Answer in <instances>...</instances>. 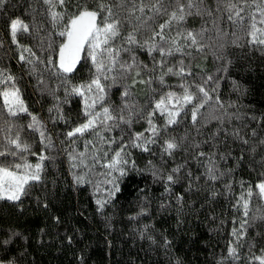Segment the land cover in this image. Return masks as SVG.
Segmentation results:
<instances>
[{"label":"trees","instance_id":"obj_1","mask_svg":"<svg viewBox=\"0 0 264 264\" xmlns=\"http://www.w3.org/2000/svg\"><path fill=\"white\" fill-rule=\"evenodd\" d=\"M95 3L69 0L65 9L57 11L66 10V23L78 5L92 8ZM217 6L218 0H204L202 7L212 15H192L179 26L194 33L206 29L202 43L208 46L204 51L185 48L168 58L166 67L178 71L183 61L192 75L168 74L160 84L161 70L149 71L155 66L153 56L159 59L158 54L136 48L133 54L147 65L140 69V76L118 70L112 73L115 83L102 81L106 85L103 106L116 116L120 114L116 110H122L125 118L131 119V124L109 121L111 131L100 130L103 137L117 141L109 150V145L91 132L73 138L75 144L66 136L85 120L82 98L66 95V89L92 78L91 61L82 59L76 72L68 76L69 83L62 84L60 77L47 70L50 58L53 64L58 63L59 45L64 41L58 35L62 25L53 24L43 0H4L0 5V69L16 78L28 111L43 123L53 146L46 148L47 141L41 142L39 132L27 127L31 122L28 114L8 116L0 97V129H4L0 143L6 134L5 121H10L16 126L12 134L19 130L21 140L31 145V152L25 154L29 163L39 162L40 155L49 157L43 162L42 180L33 184L27 195L20 201L0 200V242L10 241L0 243V256L7 255L16 264H259L255 257L264 256V198L257 187L264 182V51L250 45L245 31H237L227 12L222 7L217 12ZM15 19L28 25L27 32L18 30L16 42L10 28ZM166 19L161 16L156 24ZM147 35L141 32L137 38ZM24 48H31L44 61L41 64L24 52L34 60L35 73L19 59ZM121 59L129 60V54L122 52ZM149 75L151 85L133 83ZM209 76L212 79L206 82ZM37 77L44 81L42 85L38 86ZM181 84L189 86L192 93L197 92V85L203 86L212 97L200 109L196 123L191 120L189 104L178 123L162 130L149 151L132 147L136 133L151 136L145 117L155 101L168 92L182 95ZM125 91L129 96H124ZM125 104L134 107L125 108ZM57 109L64 119L57 118ZM96 110H101L99 103ZM151 119L159 128L166 123V116L159 111ZM172 138L180 148L169 156L163 146ZM88 140L101 148V156L108 151V158L121 144L129 145L126 175L113 173L120 191L103 211L96 201L108 199L112 185L103 184L97 192L94 185L102 177L93 173L86 177L92 183L77 184L73 176L77 170L72 169L68 156L73 149L84 151ZM88 151L92 152L91 146ZM201 152L205 155H199ZM175 168L179 171L173 173ZM210 168L216 179L209 178ZM104 171L99 166L95 169ZM168 174L174 175L173 183L167 182ZM249 189L252 195L245 217L238 201L241 196L249 199ZM244 219L249 220L247 232L237 241L232 230L239 229ZM230 246L237 248L238 259L229 257Z\"/></svg>","mask_w":264,"mask_h":264},{"label":"snow or ice","instance_id":"obj_2","mask_svg":"<svg viewBox=\"0 0 264 264\" xmlns=\"http://www.w3.org/2000/svg\"><path fill=\"white\" fill-rule=\"evenodd\" d=\"M48 5L49 15L53 24L62 25V30L58 32L60 37L64 38L63 43L59 45L58 63L53 64L50 58L47 62V70L53 75L60 77L61 83L67 85L69 83L68 76L77 70V65L82 59H89L94 67L92 78L81 84L72 85L70 89H66V95H76L83 100V116L85 120L78 124L66 133L67 138L75 144V139L83 137L86 133H93L98 136L101 141L110 146L117 143L114 138H105L100 135V130L111 131L112 125L108 122H123L131 124V119H126L123 111L117 109L119 116L113 115V111L109 107L103 106V101L106 97V85L102 81H116L113 72L121 71L122 73L135 72L136 76H140V69H147V65L138 61L133 54L136 48L146 49L148 54L157 53L159 59L153 56L154 67L150 72H155L159 68L160 75L159 83H164V76L168 74L185 76L192 75L183 66V61H180L178 71H174V66H167L168 58L174 57L176 53H183L185 48L195 47L197 51H204L207 47L203 41V34L206 29H202L199 33H194L189 30H181L180 25L186 22L187 17L192 15H203L205 12L211 16L210 9L203 8L204 0H96L95 6L89 8L87 4L78 5L77 11L71 16H68L65 23V11H57V8L65 9L69 0H43ZM4 0H0V5ZM221 7L227 12V19L232 22L234 28L239 31H245V34L250 37L248 43L264 51V0H218L216 11L219 12ZM254 9V11H248ZM161 16H167V19L160 24H156V20ZM248 21L247 25L245 21ZM127 26V31H125ZM11 34L14 42L18 30L28 31V25L21 20L15 19L10 24ZM173 30L175 34L173 35ZM148 33L144 39H138V33ZM235 35V32H233ZM198 37L200 39H198ZM183 41V43H181ZM190 42V43H189ZM235 43V41H233ZM51 48V44H49ZM87 48V51L85 49ZM27 52L30 57L35 58L41 64L44 61L36 57L35 52L31 48H24L19 59L32 66V72L35 73V63L33 59H29L24 55ZM129 54V60L121 59V53ZM191 55V53H186ZM220 58V57H217ZM38 79V86L44 83ZM212 77H207L211 80ZM153 83L152 76L148 79L134 80L133 83ZM107 87H110L108 85ZM183 94L177 95L174 92H168L162 95L159 100L155 101L154 108L146 114L148 121L147 131L151 136L145 137L143 132L136 133L131 142L132 147L141 148L142 151H149V145L157 142L156 138L162 130H166L169 126L178 123V117L184 108L191 104V120L193 124L198 119V113L205 104L212 99L209 92L203 86L197 85V92L192 93L189 86L181 84ZM214 91V89H213ZM124 96H129V92L125 91ZM0 97L3 100V108L6 114L10 117H17L20 114H28L31 117V122L27 125L29 129L38 131L41 142L47 141L46 148L52 147V141L45 134L43 123L28 111L20 88L17 86L16 78L7 73L4 69H0ZM195 101V103H194ZM101 105V110L97 111V104ZM179 106V107H177ZM125 108L134 107L125 104ZM175 109V110H173ZM51 111V110H50ZM139 111V110H138ZM159 111L162 116H166V123L163 128L157 125L151 119L152 116ZM58 112V119H64L62 114ZM131 115V113H130ZM7 125L6 134L3 136V143H0V200L20 201L21 198L28 194V190L33 184L42 180L44 172V160L49 159L45 155L39 156V162L29 163L25 154L31 152V145L21 140L19 130L15 135L12 134L16 127L10 121H5ZM118 126V124L116 125ZM4 131V129H0ZM122 139V138H121ZM244 143H248L246 140ZM264 143V141H261ZM89 146L92 152L89 153ZM85 150L77 152L73 149L68 153L71 167L74 170L73 176L77 184L92 183L91 180H86L89 173H93L102 177V179L94 185L97 192L101 191V185L111 184L112 188L108 191V199H98L96 203L99 209L103 211L106 204L111 198L120 191L117 177L113 173H119V176L126 175V165L129 160L126 158L129 154L126 149L128 144H121L114 151L111 158H108V151L100 155L101 148H98L91 140L85 142ZM180 148V144L175 141V138L164 141L163 151L171 156L172 153ZM33 155H35L33 153ZM199 155H205L203 152ZM11 158V159H9ZM134 163V162H133ZM106 169L104 172H95L97 167ZM80 170H83L82 172ZM173 173L179 171V168L172 170ZM209 178L216 179L214 169H209ZM167 182L175 181L174 175L166 176ZM259 194L264 198V182L257 185ZM168 190V189H166ZM252 195L251 189L248 191L249 199L241 196L238 205L243 208L245 217L249 215V203ZM47 207V205H45ZM264 218V217H262ZM249 224L248 219L241 221L240 228H234L232 235L237 241L243 238L247 232L246 225ZM10 241L0 242L3 245ZM230 258L238 259L237 248L230 246L228 249ZM259 264H264V256L255 257ZM0 264H16L13 258L7 255L0 256Z\"/></svg>","mask_w":264,"mask_h":264}]
</instances>
